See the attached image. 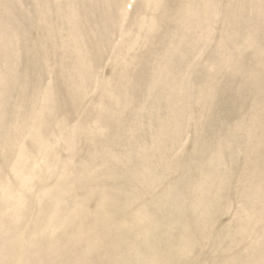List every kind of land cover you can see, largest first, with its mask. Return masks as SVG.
Here are the masks:
<instances>
[{
    "label": "rangeland",
    "instance_id": "1",
    "mask_svg": "<svg viewBox=\"0 0 264 264\" xmlns=\"http://www.w3.org/2000/svg\"><path fill=\"white\" fill-rule=\"evenodd\" d=\"M0 264H264V0H0Z\"/></svg>",
    "mask_w": 264,
    "mask_h": 264
}]
</instances>
